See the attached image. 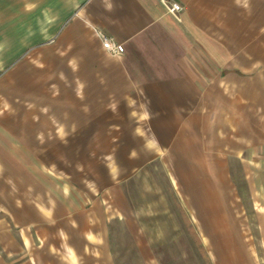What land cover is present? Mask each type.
Masks as SVG:
<instances>
[{"label": "crops", "instance_id": "1", "mask_svg": "<svg viewBox=\"0 0 264 264\" xmlns=\"http://www.w3.org/2000/svg\"><path fill=\"white\" fill-rule=\"evenodd\" d=\"M163 1L0 0V264H117L124 186L158 168L184 218L134 228L147 264L190 234L212 264H263L224 173L264 163V0Z\"/></svg>", "mask_w": 264, "mask_h": 264}, {"label": "rangeland", "instance_id": "2", "mask_svg": "<svg viewBox=\"0 0 264 264\" xmlns=\"http://www.w3.org/2000/svg\"><path fill=\"white\" fill-rule=\"evenodd\" d=\"M5 147L6 138L0 137V157L3 159L6 158ZM84 156L79 155L80 158ZM62 166L66 168V160L62 161ZM67 166L69 167V164ZM232 166L233 168L227 170L224 176L234 180L231 193L239 195L242 199L239 203L246 210V224L252 231L249 235L254 237L258 255L264 264V163L261 161L248 165L238 160ZM5 174L6 170H2L0 166V177H5ZM146 175L137 180L133 179L124 186L128 200L123 205L129 213V218L112 222L113 252L117 264H147L151 250L149 247L145 251L139 249L134 228L142 224H146L147 227L151 223L157 225L159 221L165 220L158 216L151 218L152 211L158 215L162 209H168L178 215L182 221L184 218L177 198V195L184 191V187L179 184L172 185L168 172L159 168L147 171ZM4 188L2 187L1 190H5ZM159 196H164L166 200L149 201ZM2 199L4 201L0 206L5 209L7 202L4 193ZM137 212L139 216L135 218ZM147 235H145L147 238L151 237L149 232ZM188 237L185 242L188 249H181L182 243L179 241L170 249L165 247L159 251L155 250L154 254L158 252L160 261L164 264H212L196 235L190 234Z\"/></svg>", "mask_w": 264, "mask_h": 264}, {"label": "built area", "instance_id": "3", "mask_svg": "<svg viewBox=\"0 0 264 264\" xmlns=\"http://www.w3.org/2000/svg\"><path fill=\"white\" fill-rule=\"evenodd\" d=\"M163 2L166 8L168 9V11L175 15H177V13L183 11L184 9V6L177 1H165L164 0ZM103 45L105 49L113 55L124 54L126 50L124 44L119 43L115 41L114 39L107 37V36H103Z\"/></svg>", "mask_w": 264, "mask_h": 264}, {"label": "clouds", "instance_id": "4", "mask_svg": "<svg viewBox=\"0 0 264 264\" xmlns=\"http://www.w3.org/2000/svg\"><path fill=\"white\" fill-rule=\"evenodd\" d=\"M240 0H237V3H239ZM110 7V6H109ZM69 67H71L73 69V71L76 70V66H75V62L74 61H69ZM80 87L82 88L83 85H80ZM130 102L128 103V106L131 107L132 105H134L136 103L135 100H132L131 98H129ZM116 107L117 105H112V110L115 111L116 110ZM5 108H8V105L5 104ZM0 115H3L2 112H0ZM133 116L136 115L135 112L132 113ZM141 119H145V120H149L151 119V116L150 114L147 112V111H144L142 116H141ZM61 135H63V130L61 129ZM37 139L41 141V143H43V137L42 135H38L37 136ZM154 143L156 145H159L158 141L155 139ZM148 147H151V145H148ZM136 157V152L135 151H132L131 154H130V158H135ZM109 160H112V157L109 156L108 157ZM109 169H110V174H115L117 173V167L115 165V162L113 161L111 164L108 165ZM73 264H75V260H73Z\"/></svg>", "mask_w": 264, "mask_h": 264}]
</instances>
